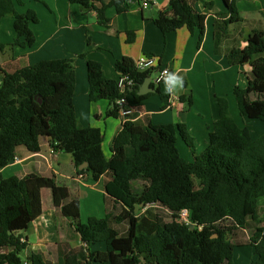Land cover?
Listing matches in <instances>:
<instances>
[{
    "label": "trees",
    "instance_id": "trees-1",
    "mask_svg": "<svg viewBox=\"0 0 264 264\" xmlns=\"http://www.w3.org/2000/svg\"><path fill=\"white\" fill-rule=\"evenodd\" d=\"M69 1L86 12L96 10L105 25L108 6L121 13L128 2L138 0ZM95 2L102 5L97 7ZM20 3L0 0V25L2 17L14 15L17 37L13 44L32 48L37 37L31 24L39 18L33 9L18 13L16 5ZM226 4L231 11L226 23L238 21L236 6L227 0ZM205 20L206 15L188 0H169V6L154 18L163 33L186 26L198 34L199 45L205 35ZM90 43L88 38L87 45ZM87 51L79 57L87 58ZM227 59L231 66L250 67L247 86L236 85L233 90L240 115L264 122V28L253 30L246 45L232 48ZM116 68L136 79L130 92L136 101L150 95L138 92L153 69L140 71L129 57L118 60ZM87 74L90 100H110L114 107L107 115L119 116L117 100L123 94L117 80L105 77L102 64L92 59H87ZM76 82L74 58L43 59L13 72L0 65V168L15 159L18 146L38 152L43 138H53L54 150L70 152L78 173H88L94 180L108 176L104 190L127 207V230L122 233L115 226L114 212L83 222L80 201L71 199L69 187L55 176L30 173L4 177L0 173V264H47L41 254L29 249L22 233L43 213V188L52 190L55 206L72 221L81 242L87 245L79 254L65 255L61 264H236L237 244L228 235L247 228L251 221L256 226L250 237L255 253L250 264H264V225L259 216L260 206H264V133L254 137L248 127L240 126L227 97H216L219 117L202 152L196 151L185 123L127 120L114 138L108 159L103 153L102 131L83 126L77 116ZM179 139L188 145L193 160L182 155ZM128 146L133 148L132 154L127 153ZM85 162L88 166L80 169ZM136 180L143 183L135 186ZM149 204L167 209L170 219L140 215L142 207ZM183 209L188 210L189 223L180 220Z\"/></svg>",
    "mask_w": 264,
    "mask_h": 264
},
{
    "label": "crops",
    "instance_id": "crops-1",
    "mask_svg": "<svg viewBox=\"0 0 264 264\" xmlns=\"http://www.w3.org/2000/svg\"><path fill=\"white\" fill-rule=\"evenodd\" d=\"M227 1L236 6L240 16L238 21L229 24L226 20L230 18L231 11L226 0H188L196 10L206 15L205 35L199 45L198 34H192L186 26L163 33L155 24V16L169 6V0H156L148 8H143L139 1H130L127 10L121 13L116 7L108 6L105 11V25L100 23L96 10L86 12L79 4L71 3L69 0H55L57 25L53 30L43 32L39 28L40 20L32 23L31 27L37 37L32 48L14 45L17 34L14 30L13 17L6 15L1 18L0 42L4 47L0 48V65L13 72L43 59L74 58L77 73L74 105L77 116L83 126L97 127L102 131L103 153L108 159L111 156L114 138L127 120L144 124L185 123L194 139L199 136L197 131L201 132L199 146L205 149L212 125L219 117L216 97L228 95L231 98L228 101L232 111V104L236 105V98L235 100L233 98L234 87L236 85L245 87L249 82L250 67L231 66L227 54L234 47H244L247 36L253 30L264 28V0ZM104 2L108 3L109 0ZM49 4L47 5L51 9L53 5ZM95 5L100 7L102 2H95ZM5 18L13 24L8 41H2V22ZM128 32H132L131 41L128 40ZM88 38L91 39L89 46L86 45ZM86 49L87 58L79 57ZM141 55L157 56L159 66L171 68L172 78L166 85L169 86L168 91L172 90L173 94L179 97L178 106L167 107L168 91L165 93L163 90L164 84L156 85L153 82L155 77L153 73L150 86L155 89L154 92L147 93L150 95L139 101H136L132 94L128 95V101L134 107V112L130 116H108V110L114 107L113 102L107 99L93 102L89 98L87 59L100 62L105 77L117 79L120 71L116 68V62L123 57L135 60ZM53 144H56L53 138L45 137L41 140V149L38 152H31L23 145L18 146L14 162L0 168V173L4 177L13 175L23 177L30 173L55 176L58 181L69 187L70 198L80 201L81 220L83 203L86 201L95 212V217L114 212L117 224L127 222L129 214L127 207L116 203L104 190L108 176L102 175L98 180H94L88 173H78L73 164L72 154L65 150H54ZM196 151L200 153L197 146ZM127 153L132 154L133 148L128 146ZM138 182L143 183L142 180H136L134 185L139 186ZM42 202V215L22 233L29 244V249L41 254L47 264L49 261L45 254L46 249L55 243L58 264H61L65 255L79 254L87 245L81 242L72 221L64 217L55 206L50 188L42 189ZM261 210L263 211V207ZM259 216L262 220L261 225H264L263 213L260 212ZM68 225L78 235V246L66 240H59L60 232ZM255 226L251 221L247 228L238 229L236 232L252 231ZM29 235H34L35 241L30 242ZM228 239L234 242L233 236L228 235ZM27 253L28 250L23 253L24 259ZM254 258L255 256L252 257ZM241 261L242 264L249 263L244 261L243 257Z\"/></svg>",
    "mask_w": 264,
    "mask_h": 264
},
{
    "label": "rangeland",
    "instance_id": "rangeland-1",
    "mask_svg": "<svg viewBox=\"0 0 264 264\" xmlns=\"http://www.w3.org/2000/svg\"><path fill=\"white\" fill-rule=\"evenodd\" d=\"M21 1H22V3L16 5V10L18 13H25L27 10L33 9L34 11H36L38 18L41 21L39 28L41 30H43V32H48V31H51L54 29V27L57 25V20H56V16H57V10L56 9L57 8L55 6V0H21ZM49 3H51L53 5L51 9L48 7V5H50ZM11 16L13 17V21H14L15 16L9 15V17H11ZM6 18L3 19V22H2V25H3V27H2V29H3L2 30L3 31L2 39L3 40L2 41H8V34L11 32L12 25H13V24H10V20L6 19ZM0 29H1V25H0ZM86 45H87V42H86ZM81 58H83V57H81ZM234 66H238V65H234ZM168 89H169V86L164 84L163 90L165 91V93H167ZM224 97H227L228 100L231 99L228 97V95H224ZM233 98L235 100L234 94H233ZM232 105H233V109H232L231 113L240 126L248 127L251 130L254 137H258L264 133V122L263 121L256 120V119H248V118L242 117L239 113L237 103H236V105L235 104H232ZM230 110H231V108H230ZM197 135H199V136L194 139V142L198 148V151L202 152L204 147L200 148V146H199V143L201 142L200 139H202V134H201V132L197 131ZM179 146H180V151H181L183 156L189 157V159H191V160L194 159L188 145L182 139H180ZM138 184H140V183L138 182ZM45 204L47 205L46 200H45ZM83 204H84V206H83V210H82V220L84 222H87L88 216H90V215L94 216L96 214H95V212H93V209L90 207L91 205L89 203H86V201H84ZM262 207H263V211L261 210L260 212L263 213V215H264V206H260V209ZM102 211H104V210L102 209ZM137 211H139V208ZM260 212H259V214H260ZM145 213H149L151 215H157V216H159V218H161L164 221L169 220L171 217L169 211L167 209H165L164 207L159 206V205H156V206L152 205V206H148V207L143 206L142 210L140 212V215L145 214ZM115 226L122 233H125V231L127 230V227H128L127 222H122V223H118V224L115 222ZM254 229L252 231L251 230H247V231L241 230L240 232H238V233L236 232V234L233 235L234 242L237 244L236 250H235V259H234L235 262L242 264L241 259L243 257L244 261H249L248 264L251 263L252 257L255 256V253L253 250L254 247L250 244L249 236H251ZM59 235H60L59 240H66L75 246L79 245L78 235L76 234V232H74L73 228L70 227L69 225L66 226L60 232ZM29 236H30V242L35 241L34 235H29ZM56 248H57L56 244L52 243L46 249L45 254H46L47 260L49 261V264H58L57 249Z\"/></svg>",
    "mask_w": 264,
    "mask_h": 264
},
{
    "label": "built area",
    "instance_id": "built-area-1",
    "mask_svg": "<svg viewBox=\"0 0 264 264\" xmlns=\"http://www.w3.org/2000/svg\"><path fill=\"white\" fill-rule=\"evenodd\" d=\"M143 8L150 7L156 0H138ZM134 61L135 67L144 71L147 69H153L155 77L153 78V82L156 85L169 84L170 78L172 76V70L169 66H159V59L154 55H141L136 58ZM118 83V87L120 92L123 94L121 98L117 100V104L119 106V114L124 117L130 116L134 112V107L128 101V95L132 91V89L136 86V79L130 74L124 73L120 71L119 77L116 79ZM168 104L167 107L173 108L178 106L179 97L175 96L172 90L168 91ZM155 204H149L148 206H152ZM180 220L186 223H189V215L188 210L183 209L180 212Z\"/></svg>",
    "mask_w": 264,
    "mask_h": 264
},
{
    "label": "water",
    "instance_id": "water-1",
    "mask_svg": "<svg viewBox=\"0 0 264 264\" xmlns=\"http://www.w3.org/2000/svg\"><path fill=\"white\" fill-rule=\"evenodd\" d=\"M151 81H152V77L151 76L146 78L144 83L140 86V89H139V92H138L140 95H145V94H147L149 92H154L155 91V89L150 86ZM13 162H14V160L11 161V163H13ZM87 166H88V163L85 162V163H83L80 166V169H84ZM138 208L139 207L137 206L136 210H138ZM190 227H191V229H194L195 228V224H191ZM215 236H218V235H215Z\"/></svg>",
    "mask_w": 264,
    "mask_h": 264
},
{
    "label": "clouds",
    "instance_id": "clouds-1",
    "mask_svg": "<svg viewBox=\"0 0 264 264\" xmlns=\"http://www.w3.org/2000/svg\"><path fill=\"white\" fill-rule=\"evenodd\" d=\"M178 82V81H177Z\"/></svg>",
    "mask_w": 264,
    "mask_h": 264
}]
</instances>
